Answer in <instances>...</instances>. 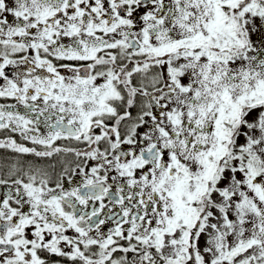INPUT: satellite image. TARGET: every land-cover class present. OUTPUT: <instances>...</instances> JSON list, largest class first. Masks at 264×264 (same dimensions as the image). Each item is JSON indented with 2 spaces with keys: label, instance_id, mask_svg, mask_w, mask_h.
Listing matches in <instances>:
<instances>
[{
  "label": "snow or ice",
  "instance_id": "6c2138e0",
  "mask_svg": "<svg viewBox=\"0 0 264 264\" xmlns=\"http://www.w3.org/2000/svg\"><path fill=\"white\" fill-rule=\"evenodd\" d=\"M0 264H264V0H0Z\"/></svg>",
  "mask_w": 264,
  "mask_h": 264
}]
</instances>
